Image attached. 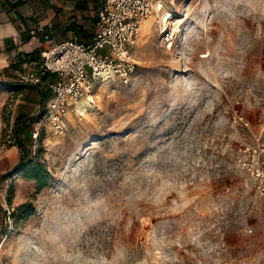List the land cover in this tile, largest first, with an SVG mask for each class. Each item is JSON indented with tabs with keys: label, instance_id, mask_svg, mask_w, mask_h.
Instances as JSON below:
<instances>
[{
	"label": "rangeland",
	"instance_id": "1",
	"mask_svg": "<svg viewBox=\"0 0 264 264\" xmlns=\"http://www.w3.org/2000/svg\"><path fill=\"white\" fill-rule=\"evenodd\" d=\"M163 13L175 46L148 18L130 83H97L62 131L11 89L3 140L27 156L18 146L1 176L0 264H264L250 171L264 158V0H164Z\"/></svg>",
	"mask_w": 264,
	"mask_h": 264
},
{
	"label": "built area",
	"instance_id": "2",
	"mask_svg": "<svg viewBox=\"0 0 264 264\" xmlns=\"http://www.w3.org/2000/svg\"><path fill=\"white\" fill-rule=\"evenodd\" d=\"M97 34L91 42L78 38L52 43L42 52V63L37 71L29 70L22 79L33 84L42 83L51 76L48 88L52 98L46 104L41 124L47 123L56 132L65 127L70 107L89 96L100 82L120 80L129 84L139 61L136 47L141 36L142 23L158 18L162 43L175 46L180 24L171 15L163 13L164 0H97ZM32 36L50 40L52 31L39 25ZM0 100V149L4 143V119L10 100V91H3ZM39 127L37 128V134ZM36 136V135H35ZM257 191L264 196V158L250 168ZM11 221L5 217L0 232V250L11 230Z\"/></svg>",
	"mask_w": 264,
	"mask_h": 264
},
{
	"label": "crops",
	"instance_id": "3",
	"mask_svg": "<svg viewBox=\"0 0 264 264\" xmlns=\"http://www.w3.org/2000/svg\"><path fill=\"white\" fill-rule=\"evenodd\" d=\"M97 11V0H0V100L4 98L5 89L10 91V95L12 89L23 96V104H32L28 96H35L38 102L33 103L35 112L46 106L52 98L48 88L52 77L47 76L36 85L24 81L22 76L29 70L37 71L40 68L41 52L52 43L71 38L91 42L98 31ZM39 25L52 31L50 40L32 36V31ZM41 91H50L49 100H42ZM17 147L11 148L12 153L16 154L12 157L2 144L0 181L1 176L16 166L19 158Z\"/></svg>",
	"mask_w": 264,
	"mask_h": 264
},
{
	"label": "trees",
	"instance_id": "4",
	"mask_svg": "<svg viewBox=\"0 0 264 264\" xmlns=\"http://www.w3.org/2000/svg\"><path fill=\"white\" fill-rule=\"evenodd\" d=\"M40 38L43 39V37H40ZM41 95H42V100L44 101L45 99H47V98L50 96V91H49V92H48V91H41ZM36 118H37L36 116L32 117L31 121L35 120ZM27 124H28V123L21 125V126L19 127V129H18V133H20V132L23 131L24 129L28 128V125H27ZM17 145H18L19 148L21 149V152H22V159H23V162H24V160L26 159V156H27L26 146L24 145L23 141H20V140H19V141L17 140ZM16 169H17V167L14 168V169H11V171H9V172H7V173H5V174H8V173L14 172ZM5 174H4V175H5ZM35 178L38 179V180L40 181L41 186H45V183H44V182H45V178L42 176V174L36 176Z\"/></svg>",
	"mask_w": 264,
	"mask_h": 264
},
{
	"label": "bare ground",
	"instance_id": "5",
	"mask_svg": "<svg viewBox=\"0 0 264 264\" xmlns=\"http://www.w3.org/2000/svg\"><path fill=\"white\" fill-rule=\"evenodd\" d=\"M146 21H147V20H146ZM144 23H145V25H144ZM144 26H145V31H148V29H149V22L146 23V22L144 21V22L142 23V28H143Z\"/></svg>",
	"mask_w": 264,
	"mask_h": 264
},
{
	"label": "water",
	"instance_id": "6",
	"mask_svg": "<svg viewBox=\"0 0 264 264\" xmlns=\"http://www.w3.org/2000/svg\"><path fill=\"white\" fill-rule=\"evenodd\" d=\"M3 223H4V221H2V225H1V228H0V232H1V230H2V227H3Z\"/></svg>",
	"mask_w": 264,
	"mask_h": 264
}]
</instances>
